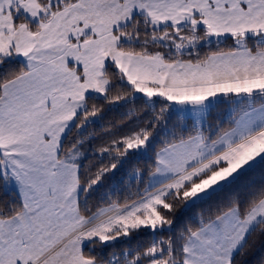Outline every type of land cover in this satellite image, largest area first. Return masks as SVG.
I'll list each match as a JSON object with an SVG mask.
<instances>
[{
	"label": "snow or ice",
	"instance_id": "1",
	"mask_svg": "<svg viewBox=\"0 0 264 264\" xmlns=\"http://www.w3.org/2000/svg\"><path fill=\"white\" fill-rule=\"evenodd\" d=\"M0 264H264V0H0Z\"/></svg>",
	"mask_w": 264,
	"mask_h": 264
}]
</instances>
